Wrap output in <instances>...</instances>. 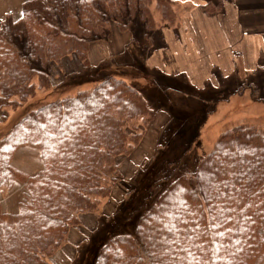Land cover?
Masks as SVG:
<instances>
[{
	"label": "trees",
	"instance_id": "1",
	"mask_svg": "<svg viewBox=\"0 0 264 264\" xmlns=\"http://www.w3.org/2000/svg\"><path fill=\"white\" fill-rule=\"evenodd\" d=\"M172 0H27L0 24V110L17 109L48 89L52 67L74 56L90 68L91 43L112 27L143 38L149 49L155 15L170 27ZM201 10L221 11L219 0ZM111 75V74H110ZM154 110L135 88L107 76L88 90L37 108L0 139V195L19 184L17 212L2 210L0 264H51L69 231L96 214L122 180L120 157L142 141ZM36 149L42 167L15 166L19 149ZM176 171V170H174ZM162 173L134 236L114 235L95 264H264V126L224 132L195 173ZM135 180V179H133Z\"/></svg>",
	"mask_w": 264,
	"mask_h": 264
},
{
	"label": "rangeland",
	"instance_id": "2",
	"mask_svg": "<svg viewBox=\"0 0 264 264\" xmlns=\"http://www.w3.org/2000/svg\"><path fill=\"white\" fill-rule=\"evenodd\" d=\"M184 8L173 7V27L155 15L149 49L141 50L146 44L141 41L140 46H144L140 49L131 45L122 57L90 68L74 56L67 57L62 68L52 67L48 89L37 90L17 109L0 110L1 139L29 112L88 90L107 76H115L135 88L154 110L135 152L119 158L122 180L113 196L101 202L96 214L81 216L79 225L70 229L66 244L50 258L51 264H95L101 247L114 235L134 236L138 218L152 204L162 173L174 172L173 177L193 174L224 132L240 125L264 126V75L241 82L233 75L221 79L215 73L202 81V77L194 76L192 85L185 73L168 76L149 66L158 65L153 57L164 46L159 36L161 28H177L179 32L183 29L181 19L188 11ZM169 60L168 56L163 57V61ZM41 163L38 151L29 147L19 149L14 158L15 166L31 175L41 169ZM21 196L19 184L1 193L2 210L17 212Z\"/></svg>",
	"mask_w": 264,
	"mask_h": 264
},
{
	"label": "crops",
	"instance_id": "3",
	"mask_svg": "<svg viewBox=\"0 0 264 264\" xmlns=\"http://www.w3.org/2000/svg\"><path fill=\"white\" fill-rule=\"evenodd\" d=\"M25 1L0 0V24L6 14L18 17ZM172 1L188 9L181 19L183 29L178 27L179 32L177 28H161L159 36L164 46L153 57L158 65L149 66L168 76L185 73L191 84L194 76L202 77V81L215 73L221 79L233 75L241 82L247 77L264 75V0H219L221 11L211 16L201 10L208 0ZM133 37L143 38L138 24L133 31L124 33L112 27L104 41L90 44L89 64L100 67L122 57L133 45ZM172 48L167 52L166 49ZM164 56L170 60L163 61ZM64 62L67 64L68 59Z\"/></svg>",
	"mask_w": 264,
	"mask_h": 264
}]
</instances>
